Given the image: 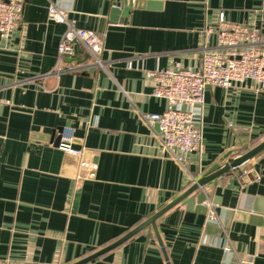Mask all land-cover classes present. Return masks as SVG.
Wrapping results in <instances>:
<instances>
[{"label": "crops", "instance_id": "crops-1", "mask_svg": "<svg viewBox=\"0 0 264 264\" xmlns=\"http://www.w3.org/2000/svg\"><path fill=\"white\" fill-rule=\"evenodd\" d=\"M124 1L24 0L21 23L0 38V264H76L140 227L214 165L264 142V89L252 81L207 89L203 148L186 168L143 119L168 108L152 96L148 72L198 69L203 51L217 49L221 14L264 40V0H152L161 7L112 21ZM52 4L101 37L105 68L79 48L65 60L72 70L52 75L66 31L49 19ZM66 128L96 165L95 179L77 181L78 157L55 145ZM244 167L259 181L223 174L204 188L207 214L179 204L156 231L149 226L87 264H264V151Z\"/></svg>", "mask_w": 264, "mask_h": 264}, {"label": "built area", "instance_id": "built-area-1", "mask_svg": "<svg viewBox=\"0 0 264 264\" xmlns=\"http://www.w3.org/2000/svg\"><path fill=\"white\" fill-rule=\"evenodd\" d=\"M24 0H0V38L7 40L17 29L23 18ZM49 19L66 25V31L58 47V62L52 75L58 77L72 70L65 63L74 58L79 48L84 49L95 66L105 68L102 59L103 43L94 31L79 28L69 20L65 10L52 4ZM217 33V49L204 50L198 69L168 68L163 71L148 72L155 87L152 96L167 102L168 108L161 115H143L150 126H158L163 151L186 168L190 155L200 153L203 148L202 109L208 88L233 89L252 81L264 89V40L259 31L228 21L220 15ZM74 131L64 129L59 149L78 157L77 181L93 180L96 165L85 156L84 150L73 148ZM233 169L246 183L259 181L253 168ZM210 222H216V214L211 212ZM230 251V248H225ZM239 264H252L239 259Z\"/></svg>", "mask_w": 264, "mask_h": 264}, {"label": "water", "instance_id": "water-1", "mask_svg": "<svg viewBox=\"0 0 264 264\" xmlns=\"http://www.w3.org/2000/svg\"><path fill=\"white\" fill-rule=\"evenodd\" d=\"M152 0H125L122 3L116 2L114 5V8L112 10L111 14V20L114 22H124L125 18L130 17L131 12L134 9H143L147 7H154V8H160L161 3L157 2H151ZM155 1H162V0H155ZM122 17V19H120ZM158 129L159 127L156 126ZM62 133V131L60 132ZM37 137L40 139L39 141H42L44 143H49L51 140L50 136H41L37 135ZM61 143V137L56 141L55 145L59 147ZM264 151V142L260 145L256 146L255 148L247 151L246 153L239 155L236 157L232 163L221 167V165L217 164L214 165L209 171H207L200 179H196L194 183L190 186L189 189H187L183 194H181L177 199L172 201L170 204H168L166 207H164L161 211H159L156 215H154L152 218L147 220L145 223H143L140 227L129 233L126 237L118 241L117 243L111 245L110 247L76 263V264H87L88 262L102 256L106 252L118 247L119 245L123 244L127 240H129L131 237H133L138 232L142 231L143 229L152 226L153 229L156 231V222L157 220L163 216L165 213H167L169 210L174 208L175 206L181 204L187 208L188 211L201 213V214H207L209 212L208 207L205 205L208 197L204 191V188L206 186H210L212 182L216 183V179L222 176L223 174H227L231 172L233 169L240 167L256 156H258L261 152ZM214 183V184H215Z\"/></svg>", "mask_w": 264, "mask_h": 264}]
</instances>
